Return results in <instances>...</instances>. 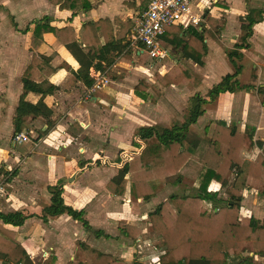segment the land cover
<instances>
[{"label": "crops", "instance_id": "obj_1", "mask_svg": "<svg viewBox=\"0 0 264 264\" xmlns=\"http://www.w3.org/2000/svg\"><path fill=\"white\" fill-rule=\"evenodd\" d=\"M149 1L151 0H100L90 11L73 16V12L60 10L47 0H22L26 5L48 4L54 6L56 10L54 14L47 15L44 12L40 16L38 13L41 11L34 14L31 11L34 17L29 20L25 28L19 27L15 16L9 14L12 31H6L4 36L2 25H0V39H2L0 41V213L7 215L20 212L27 217L24 224L19 227L5 225L2 221L0 225L17 232L33 264H38L49 256L56 257L55 264H67L76 259L79 248L83 244L102 253H108L107 249L110 247L114 250L113 256L124 260L126 264H135L131 261L132 253L143 255L145 250L148 253L151 251L156 253L151 246L142 242H132L124 237L118 239L121 244L119 248L114 247L113 244L109 245V242L115 241L114 235L110 239L97 237L68 215H62L47 223L41 219L42 210L50 201L48 187L55 185L58 181H63L65 204L72 209L84 211L85 219L89 222L93 232H103L111 236L110 232L114 233L112 230L115 229L118 232L117 224L113 226L114 229L111 227L113 221L126 222L142 229V226L138 224L139 219L145 221V227L147 226L145 231L150 230L149 214L161 203V199L158 198L159 193L147 202L150 203L148 206L143 205L146 202L137 200L134 195L114 196L107 186L118 173L116 167H94L84 172H81L79 167L81 161H95L101 156L112 159L122 148L130 149L133 135L139 128L151 127L139 125V123L144 115V108H147L145 105H157L160 100L157 103L141 100L134 94V87L140 81H127L135 76L138 79L142 70L131 66L130 72L133 76L126 77L121 72L115 73L116 78L108 75L109 72L113 73L114 69L119 67L118 64L127 62L123 56L118 58L115 64L104 73L91 70L94 85L98 78L107 77L110 81L103 89L93 91V87L87 88L79 83L72 90L66 91L62 87V82L71 70L79 69V64L53 35L46 34L44 44L36 50L32 47V32H23L28 27L34 28V22L44 17L51 18L53 26L59 28L72 26L78 33L83 24L102 19H109L112 22L116 19L130 22L135 28L143 17ZM254 1L264 2V0ZM221 2L224 4H220V0H196L194 4L195 12L203 20V26L198 27L200 30L205 28L204 37L208 44V53L203 59L204 66L202 67L193 62H187V66L200 80L199 86L189 88H196L195 95L207 100L209 90L225 75L235 72L224 49L234 47L236 39L243 33L245 26L243 18L247 14L246 0ZM239 3V7H235ZM227 6L231 8L230 11ZM5 12H8L7 5L4 0H0V16L7 15ZM205 15L223 18L226 22L217 26ZM211 17L209 19H212ZM219 27H223L222 34L216 38V31ZM174 35L176 34L172 36ZM248 41L250 48L244 50L243 54L249 61L250 69L254 66L260 68L262 74L260 84L264 85V21L253 27V35ZM131 48L133 51L134 48L132 46ZM166 49L170 53V60L166 61L169 63L165 65L168 67L166 70L169 71L176 61L180 60V52L173 47ZM47 51L57 53L51 62L54 74L49 79L38 82V85L40 89L54 87L52 93L46 98L47 105L53 110L50 119L53 126L45 135L48 129L47 119L27 118L21 133L29 135L30 139L19 143L14 140L15 112L24 91L22 79L34 53L40 56ZM136 54L138 58L141 56L139 50ZM219 60L227 62L228 68L222 69ZM250 76L251 72L246 77V83L249 82ZM240 82L242 83L241 80ZM168 88L174 89L175 96L186 98L184 90L188 87L185 89L173 86ZM195 95L190 99V105ZM39 99L40 96L33 93H29L26 97V100L33 104H36ZM141 105L144 106L141 107ZM201 111L202 116L198 122L209 123L211 121L210 136L213 133L215 121L223 120L227 126L248 130L254 134V140L264 143V108L255 93H225L220 95L216 101L206 104ZM159 124L155 126L169 127L166 123ZM258 153L259 149L255 147L252 158H255ZM74 175H76L74 181L67 183L66 181ZM229 184L232 188V182ZM224 186L225 184L213 182L210 191L216 192L217 187ZM255 198H258L255 192L245 193L241 203L244 215L248 203ZM109 208L119 210L120 214L119 211L116 215L108 214ZM248 211H251V215L248 216H255L264 222L260 206L254 207L253 210L248 209ZM130 243L132 245H129ZM235 245L236 242L230 229L226 227L223 232L224 249H231ZM142 259V261L139 260L141 264L157 262V258L149 260L147 257H142ZM145 259L147 261H144ZM0 264L10 263L0 258Z\"/></svg>", "mask_w": 264, "mask_h": 264}, {"label": "trees", "instance_id": "obj_2", "mask_svg": "<svg viewBox=\"0 0 264 264\" xmlns=\"http://www.w3.org/2000/svg\"><path fill=\"white\" fill-rule=\"evenodd\" d=\"M60 10L73 12L90 11L100 0H47ZM153 0L149 1L148 7ZM247 14L243 18V33L236 39L232 49H224L235 72L225 75L208 92V100L195 95L188 112L177 115L169 127L151 126L139 128L132 138L130 149H122L113 159L100 158L95 161L79 163L81 172L101 166H115L117 175L108 183V189L114 196L134 195L139 201H149L155 194L156 183L171 181L175 185L186 179L197 187V193L173 194L162 202L149 215V231L120 222L117 229L120 234L132 242H142L158 253L157 264H264V222L255 216H246L242 212L244 195L255 192L264 200V143L254 140V134L246 129L227 126L223 120L215 121L212 135L207 141L191 138L190 127L197 124L202 116L201 109L216 101L225 93H255L264 108V85L260 84L259 67L251 68L248 83H241L239 76L244 70V50L250 48L249 39L253 27L264 21V2L254 4L246 0ZM147 7V9H148ZM146 9V10H147ZM49 17L34 22L32 46L36 49L44 44L46 34L53 35L79 64L77 71L71 70L62 82L66 91L82 83L92 88L94 79L91 70L106 72L120 57H129L132 51L128 36L134 25L118 19L113 22L102 19L89 21L82 25L78 33L74 27H56ZM14 28L17 30L16 25ZM219 27L217 34H222ZM205 28L173 26L166 30L160 43L165 48L173 47L180 53V60L165 74H157L155 79H143L134 87V94L141 100L157 103L162 90L168 87L185 89L197 87L199 78L187 66L193 62L204 66L203 59L208 53V44L204 37ZM173 34H176L172 36ZM56 52L49 55H34L24 73L23 95L15 112V134H20L27 118L43 117L48 120V129L53 123L50 119L53 110L47 105L46 98L54 87L40 89L38 82L49 79L54 74L51 62ZM263 71V70H262ZM114 78L116 74L110 73ZM29 93L40 96L33 104L26 100ZM43 136V135H42ZM259 153L252 158L254 148ZM232 182L229 200H221L216 192H210L213 182L225 184ZM64 182L58 181L48 187L50 201L41 213V219L47 223L62 215H68L81 223L97 237L110 239L103 232H93L85 219L84 211L72 209L64 202ZM26 216L0 213V221L5 225L22 226ZM228 227L236 242L231 249H224L223 232ZM0 258L10 264H33L30 255L22 246L17 232L0 225ZM56 257L49 256L38 264H55ZM67 264H126L108 253H102L86 244L80 246L77 258Z\"/></svg>", "mask_w": 264, "mask_h": 264}, {"label": "rangeland", "instance_id": "obj_3", "mask_svg": "<svg viewBox=\"0 0 264 264\" xmlns=\"http://www.w3.org/2000/svg\"><path fill=\"white\" fill-rule=\"evenodd\" d=\"M221 1H224V0H220V4H224ZM251 1L254 4L260 3V1H254V0H251ZM4 3L7 5L8 12H5L7 15H1L0 16V25H2V35L3 36L5 35L6 31L11 30L10 26H12V25H11L10 20H9V14L15 16V21L19 27L25 28L26 24L29 22V20L34 17L31 14V11H33V14L38 12V11H41L40 13H38L39 14L38 16H40V14H42L44 12L47 15L54 14V11L56 10V8H54V6H49L48 4H38L37 6L26 5L25 3L22 2V0H20V1H18V0H4ZM239 5H240V3L238 5H236L235 7H239ZM230 9L231 8L228 7L229 11H230ZM206 17H208L207 19L209 21L215 22L217 26L219 24H225V22H226V20L223 18H214V17H211L209 15H207ZM210 17L212 19H209ZM240 20H242V18H240ZM212 36H213V34H212ZM215 36H216V38L220 37V35L217 33ZM0 41H2V39H0ZM133 48L134 49H133V51H131L130 57H123L124 60L127 62L125 64H118L119 67L114 69V71H113L114 74L115 73L117 74V72H121L126 77L133 76L130 72V68H131V66L137 67V68H140L142 70L139 74V78L136 79V76H135L133 79L127 80V81L139 82L143 79L154 80L157 74L163 75L166 73L167 70L164 69L165 67L162 66L161 63L150 60L147 57L142 56V55L138 58L137 54H136V51H138V48L136 46ZM44 54L49 55L50 52L47 51ZM34 55H36V54L34 53ZM219 63H220V66L222 69L228 68L227 62H223L222 60H219ZM229 65L231 66V64H229ZM250 72H251V69L249 68V61L247 59H245L244 60V70H243L242 76L239 77L240 80L242 81V83H246V77L250 75ZM108 75L112 76L111 74H108ZM125 83L128 84L129 82H125ZM184 91H185L184 95H186V98L182 99V97H180V96H175L174 89L164 88L162 90V97H161V99H159L160 101L157 103V105H148V104L145 105L144 104L147 108H144V115H143L142 120L139 123V125L155 126V125H160L159 123H166L169 125V123L172 121V119L175 118L177 115L186 114L190 108V102H191L190 99L192 98L193 95L196 94L197 91H196V88H189V87H188V89H186ZM143 106L141 105V107H143ZM160 120H161V122H159ZM199 120H200V118L198 119V121ZM211 125H212L211 121H209V123L208 122H197V124L192 125L190 127L189 136L191 138H197V139L202 140V141H207L210 137V134H211L210 133V126ZM160 127H162V126H160ZM28 137H29V135H28ZM126 137H128V135ZM29 139H30V137H29ZM82 156L83 155H81V157ZM251 157H253V156H251ZM100 158H105V157L101 156ZM104 167H106V166H104ZM230 182H231V180L227 181L225 183L226 187L224 186L222 188H220V187L216 188L217 189L216 193L218 194L219 199L225 200V201L229 200V195H230V192L232 189L231 185L229 184ZM154 186L156 189V194L152 199H154L157 196V193H159L158 198L161 199V203L164 202L165 200H167V198H169L173 194H185L186 193V194L194 195L197 193V189H195L197 187L189 180H186L182 184H179V185H175L171 181H168V182L163 183V184L162 183H156ZM229 188H231V189H229ZM209 191H210V188H209ZM210 192H213V191H210ZM151 200H149V201H151ZM149 201H143V202H146V203H143V205H147V206L150 205V203H147ZM47 205H48V203H47ZM257 206H260V211L264 215V200H262L259 196H258V198H255L253 201H251V203H248V206L246 207V210L244 211L245 215H247V216L251 215L250 214L251 211L249 212L248 209L253 210L254 207H257ZM244 207H245V205H244ZM118 211L119 210H117V209L113 210V209L109 208L107 213L112 214V215H116L118 213ZM154 211H152V212H154ZM121 213H123V212H121ZM119 214H120V211H119ZM140 218H142V217H140ZM118 223H120V222H114L113 221L111 227L113 228V226H115V224H118ZM138 224H140L142 226V229L144 231L147 230V226L145 227L146 223L144 220L139 219ZM116 227H117V225H116ZM105 229L106 228H104V230ZM112 231H114V233L110 232L111 237L113 238V235H114L116 238H115L114 242H109V245L113 244L114 247L119 248L121 244L118 242V239H121L123 236L120 234L119 230H118V232L115 229ZM129 245H132V244L130 243ZM125 249H127V248H125ZM107 251H108V254L113 256L114 250L112 248L109 247L107 249ZM138 251H140V250H138ZM157 253H158L157 251H156V253H154L152 251L148 253L146 250L142 253L143 255H139L138 253H132V260L131 261L135 262V264H141V263H139V260L142 261L143 260L142 257H147V258H149V260H152L154 258L158 259ZM129 254H131V253H129ZM129 256H131V255H129ZM113 257H115V256H113ZM76 258H77V256H76ZM115 258H117V257H115ZM117 259H120V258H117ZM120 260H122V259H120ZM144 261H147V259H145ZM145 264H157V263H156V261H151L150 263L146 262Z\"/></svg>", "mask_w": 264, "mask_h": 264}, {"label": "built area", "instance_id": "obj_4", "mask_svg": "<svg viewBox=\"0 0 264 264\" xmlns=\"http://www.w3.org/2000/svg\"><path fill=\"white\" fill-rule=\"evenodd\" d=\"M196 0H153L143 17L138 21L130 37L132 47H137L142 56L158 63L170 60L169 51L161 45L160 40L166 30L173 26L198 27L203 21L195 12ZM110 81L107 77L98 78L93 91L106 87ZM14 140L27 142L29 137L25 133L18 134Z\"/></svg>", "mask_w": 264, "mask_h": 264}, {"label": "water", "instance_id": "obj_5", "mask_svg": "<svg viewBox=\"0 0 264 264\" xmlns=\"http://www.w3.org/2000/svg\"><path fill=\"white\" fill-rule=\"evenodd\" d=\"M199 26L201 27V26H203V23L201 22L200 24H199ZM75 177H76V175H74L72 178H70L68 181H66L67 183H72L73 181H74V179H75Z\"/></svg>", "mask_w": 264, "mask_h": 264}, {"label": "bare ground", "instance_id": "obj_6", "mask_svg": "<svg viewBox=\"0 0 264 264\" xmlns=\"http://www.w3.org/2000/svg\"><path fill=\"white\" fill-rule=\"evenodd\" d=\"M167 63H169V62H165V64H162V66H164L165 67V65L167 64ZM168 67H165L164 69H167ZM230 189V188H229Z\"/></svg>", "mask_w": 264, "mask_h": 264}]
</instances>
